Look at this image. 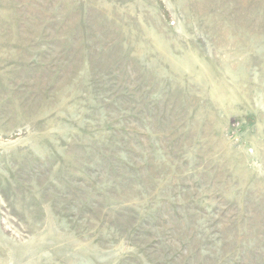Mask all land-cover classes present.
Returning a JSON list of instances; mask_svg holds the SVG:
<instances>
[{"label": "rangeland", "instance_id": "obj_1", "mask_svg": "<svg viewBox=\"0 0 264 264\" xmlns=\"http://www.w3.org/2000/svg\"><path fill=\"white\" fill-rule=\"evenodd\" d=\"M0 264H264V0H0Z\"/></svg>", "mask_w": 264, "mask_h": 264}]
</instances>
